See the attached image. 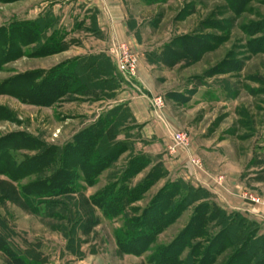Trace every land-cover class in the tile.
<instances>
[{"label": "rangeland", "instance_id": "obj_1", "mask_svg": "<svg viewBox=\"0 0 264 264\" xmlns=\"http://www.w3.org/2000/svg\"><path fill=\"white\" fill-rule=\"evenodd\" d=\"M41 1H0V29L8 32L16 28L12 26L40 19L41 32L34 27L39 45L65 47L35 55L37 41L26 44L21 56L0 65V84L30 71L45 72L40 75L44 77L65 61L99 54L112 59V80L119 84L115 92L104 93V99L78 98L48 107L0 94V107L10 115L0 119V138L23 132L47 144L61 145L106 111L121 106L117 115L127 119L117 140L124 148L133 146L131 153L119 156L117 169H123L130 156L139 154L142 157H136L135 167L146 165L125 186H133L154 166L160 167V178L134 207L143 208L164 184L179 180L203 188L220 208L258 223L259 232L264 233V203L247 200L250 195L264 198V49L256 47L264 46V26L259 31L250 30L252 22L264 25V0L248 1L246 11L239 15L228 11L223 0H122L124 34L121 38L117 32L112 35L107 47L106 37L97 27L96 7L48 0L40 12L35 7ZM58 1L64 3L58 5ZM120 44L137 59L134 75L127 76L116 66L114 50ZM69 48L73 51L70 56L79 55L63 59L69 54L60 53ZM138 67L145 70L144 81ZM120 83L134 98L150 93L149 111L163 127L156 129L164 133L163 142L148 132L141 133L139 123L129 122L128 105L116 98ZM155 99L160 101L156 110L152 106ZM177 133L185 136V143L175 142ZM109 172H103L92 186L79 183L71 202L80 203L81 197L95 194L106 185ZM0 180L5 179L0 176ZM4 187L0 183V264H148L147 253L118 252L113 240V230L120 225L117 219H108L95 210L96 221L84 223L82 219L66 229V221L44 219L20 207ZM221 193L251 205L252 210L225 209L218 199ZM191 213L189 207L159 235L158 243L170 241Z\"/></svg>", "mask_w": 264, "mask_h": 264}, {"label": "trees", "instance_id": "obj_2", "mask_svg": "<svg viewBox=\"0 0 264 264\" xmlns=\"http://www.w3.org/2000/svg\"><path fill=\"white\" fill-rule=\"evenodd\" d=\"M223 1L228 11L239 15L246 11L250 0ZM38 21L41 20L12 26L16 28L8 32L0 29V65L21 56V48L34 40L38 45L35 55L54 53L65 47L39 45L35 29L41 32L42 28ZM263 26L262 22L261 26L252 22L250 30L259 31ZM256 47L264 49L259 44ZM186 49L191 51L188 45ZM97 57L65 61L44 77L40 71L17 75L0 84V94L43 107L78 98L104 99V93L114 92L119 83L112 80L114 67L110 59L103 54ZM120 108L115 106L106 111L61 145L47 144L23 132L0 138V176L5 179L0 183L9 188L11 200L44 219L66 221V229L70 223L72 226L82 219L84 223L96 221L95 210H99L102 216L120 222L113 230L118 252L137 256L147 253L148 264H264V233L259 232L258 223L238 212H226L203 188H193L179 180L167 182L146 206L134 207L160 178L157 174L160 167L154 166L133 186H125L146 165L142 162L135 167L136 157H142L139 154L130 156L127 165L117 169L119 156L131 153L133 146L124 148L117 140L127 119L117 115ZM2 118L9 119L10 115L0 107ZM129 122L134 124L131 114ZM106 170L110 172L105 186L87 198L81 197L80 203L71 202L70 197L77 193L79 183L92 186ZM22 180L25 182L21 184ZM189 207L192 213L183 228L170 241L158 243L159 235Z\"/></svg>", "mask_w": 264, "mask_h": 264}, {"label": "crops", "instance_id": "obj_3", "mask_svg": "<svg viewBox=\"0 0 264 264\" xmlns=\"http://www.w3.org/2000/svg\"><path fill=\"white\" fill-rule=\"evenodd\" d=\"M74 1L76 2V4L81 3L83 5H86V7H96V9L98 10L97 27L101 31H103L104 36L106 37L104 41L105 45L109 44L108 42L109 38L112 35H115L116 32H117L118 38H121L123 36L124 17H123L122 0H64V2H68V4H71V2H74ZM47 2L48 0H42L40 4L36 6L35 8L41 12V9H44V7L47 5ZM49 2H51V0H49ZM64 2L58 1L56 4L59 5ZM116 8L118 9V13H116ZM39 13L37 15L35 14L34 18L37 17ZM100 51L105 52V49H102ZM72 52H73L72 49L69 48L61 52L60 54L62 55L69 54L66 58H63V59H67L72 56L79 55L78 54L79 52H78L70 56ZM85 53L86 51H84L82 54H85ZM63 59L61 61H63ZM143 69L144 68L138 67V70L140 71V77L144 81L145 78L147 79V76L146 74L144 75L145 70ZM120 84L121 85L118 87L117 94H116L117 101L124 102L128 105L129 112L134 122L139 123L140 125L143 126L142 130L140 131L141 133L148 132L150 135H152L153 137L154 136L157 137L158 140L161 139L163 142L164 139L162 137L164 133L162 132L157 133V130H156L160 128L163 129V127L159 125L160 122L155 121V119L152 116L153 114H151V111H149V103H150L149 98L151 96L150 93H147L148 92L147 91L141 96H137L134 98L135 95H133L132 93L129 94V88L124 86L123 83H120ZM161 133H162V136H161ZM144 137H148V136H144ZM221 194L223 195L221 196L222 198L219 197L218 199L222 207H224L225 209L237 208L239 210H245V211L252 210L250 208L251 205L242 203L241 200H238V199H232L231 197L227 196V194H223V193ZM256 217L263 218V215L257 214Z\"/></svg>", "mask_w": 264, "mask_h": 264}, {"label": "built area", "instance_id": "obj_4", "mask_svg": "<svg viewBox=\"0 0 264 264\" xmlns=\"http://www.w3.org/2000/svg\"><path fill=\"white\" fill-rule=\"evenodd\" d=\"M115 51V56H116V63H117V68L119 71L127 76L134 75L136 66H137V59L136 57L129 52L128 47L125 44H120L118 48ZM160 103L159 100H154L152 106L153 109L156 110L155 108L158 106ZM175 142L177 143H185L186 138L183 134H175L174 135ZM247 200L250 203L253 204H263L264 203V198H260L258 196H252L250 195L247 197Z\"/></svg>", "mask_w": 264, "mask_h": 264}]
</instances>
